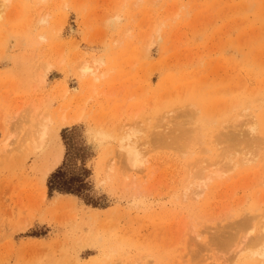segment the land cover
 Wrapping results in <instances>:
<instances>
[{"label": "rangeland", "instance_id": "374dc122", "mask_svg": "<svg viewBox=\"0 0 264 264\" xmlns=\"http://www.w3.org/2000/svg\"><path fill=\"white\" fill-rule=\"evenodd\" d=\"M0 10V264L254 259L255 246L236 256L223 243L264 214V0H10ZM39 114L52 120L42 143ZM129 126L143 130L138 168L119 148ZM232 132L255 159L184 201L191 162L220 161ZM57 135L63 160L45 175ZM60 169L74 194L50 192Z\"/></svg>", "mask_w": 264, "mask_h": 264}, {"label": "bare ground", "instance_id": "6f19581e", "mask_svg": "<svg viewBox=\"0 0 264 264\" xmlns=\"http://www.w3.org/2000/svg\"><path fill=\"white\" fill-rule=\"evenodd\" d=\"M9 1L10 0H0V8L5 7L6 3ZM48 67H50V66H48ZM46 70H48V68ZM79 71L83 76L87 75V74L95 75V72L91 70V65H89L88 63H83L81 65ZM44 77H45V68L42 72L39 73V79L41 82L44 81ZM95 79H98V78L95 77ZM249 106L246 107V109L247 108L249 109L250 108ZM246 112L247 111L245 110V113ZM248 114H251V113L249 112ZM79 117H80V115H78V117H75L72 114H65V113L62 114V119L66 123L74 122L76 119L79 120ZM37 118H38V121H37L38 122L37 123V129L38 130H37L36 134H37V139L42 143L44 140V137L46 136V133L48 131V127H49L50 123L52 122V120H51L50 115H48V114H39L37 116ZM171 125L172 124H170V123H165L163 125V127L168 128V130H170ZM130 127L131 126H129V128ZM245 127H246V131L250 137V144H252V148L254 149V144L256 142V139L254 137L253 131L255 130V125L253 124V121H251V122L248 121V122H246ZM129 128H128L127 133H125L123 135V137H121V139L119 141V143H120L119 148L122 151L123 158H125V161L127 162L126 164L128 166H130V168H138V167L143 166L144 160H145V156L142 152L144 149H143V147L142 148L139 147L140 143L143 142V140L140 138L141 134L139 131H142L141 133H143V130L141 128H138V127H136V128L131 127L133 129H131V128L129 129ZM137 129H139V130H137ZM125 130H127V127ZM172 131H171V133H172ZM176 131L177 130H174L173 132L176 133ZM232 133L233 134H231L230 139L233 141V140L237 139L238 134H236V133L234 134V132H232ZM138 134H140V135H138ZM151 134H153V132ZM156 135L159 136V134H156ZM198 136H199V134H198ZM178 137L179 136L176 135L174 138L178 139ZM138 141H140V142H138ZM233 142H234V146H228L223 150L222 159L220 161L218 160V161H215L213 163H208L209 161L207 159H202V160H199L200 162H198V163L191 162L192 166L189 162L190 167H193V168H191L192 171L196 168L198 169V171L194 170L195 173H193L194 171L193 172L191 171L193 174L191 175V173H190V175H191L190 177H192V176H194V177H192L190 179L191 181H189L190 187H192V185H195L196 187L192 192H189L188 190H186V189H188L189 186L185 189V191H183L184 201L186 200L185 197H187V196H188L187 199H190L192 195L198 196L200 194L199 190H203V188L208 186V184L211 183L212 181H215L216 179H221V178H223L224 175L226 176V171H227V173L232 172V170H235L240 163H246V162L250 161V159H252V160L255 159L254 152L248 151V153L246 154L245 150L240 149L238 141H233ZM32 143H34V142H32ZM5 146H7V145H5ZM238 150H240V159L239 160L236 159V157H235L236 156L235 153L238 152ZM206 152H207V150H206ZM247 155L249 156V158H247ZM63 156H64V145L61 143L60 138L57 135V141L55 143V146H54L53 152H52L51 165H50V167L44 169V174L47 175L51 170H53L55 167H57L62 162ZM226 166H229V167L225 170ZM225 180H228V177H227V179L225 178ZM219 182H220V180H219ZM223 182H224V180H223ZM189 194H191V195H189ZM186 202H189V201L186 200ZM257 218H258V215L256 214L253 217H247L243 220V222L241 223L243 226L242 230H245L244 232L246 234L244 233L245 237L243 236L242 240L241 239L238 240L237 244H236V242H234L235 236H231V238L229 240H227V242H224V243L221 242L227 248H230V246H233V245H237L236 256L241 251H244L245 245H246V247H247V245H249V246L251 245L252 248H253V246L257 247V248L254 247L255 250H252L251 252H249V258L254 257V259L249 260L248 264H264V214L262 216H260V218L258 220H257ZM255 229H258V231L256 230V232H257L256 236H254L252 238V240L249 237V239H247V240H250L249 241L250 244L246 243V241H247L246 238L248 237V235H251L248 233H253ZM190 231H191L190 233L193 234V239L195 241L202 240L201 239L202 234L200 232H195V230H190ZM222 247H223V245H222ZM227 248L224 247L223 249H227ZM227 260H229V259H225L224 261H227ZM232 264H237V259H235Z\"/></svg>", "mask_w": 264, "mask_h": 264}, {"label": "trees", "instance_id": "16d2710c", "mask_svg": "<svg viewBox=\"0 0 264 264\" xmlns=\"http://www.w3.org/2000/svg\"><path fill=\"white\" fill-rule=\"evenodd\" d=\"M65 175H66V172L63 171L62 169L52 174V176L50 177V180L48 181V188L50 192L54 190H58L60 192L64 191L67 194L69 193L74 194L77 191L76 189H74V186L71 182H68L64 179Z\"/></svg>", "mask_w": 264, "mask_h": 264}]
</instances>
